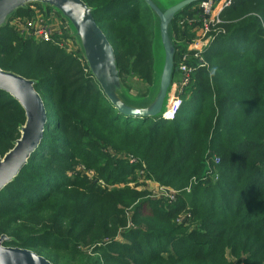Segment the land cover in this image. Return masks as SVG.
<instances>
[{"label": "trees", "instance_id": "obj_1", "mask_svg": "<svg viewBox=\"0 0 264 264\" xmlns=\"http://www.w3.org/2000/svg\"><path fill=\"white\" fill-rule=\"evenodd\" d=\"M82 1L115 51L123 85L138 77L150 88L154 22L146 3ZM34 5L0 29V68L36 81L48 115L37 150L0 193V237L12 239L4 245L53 264H264V0H234L222 13L226 34L210 45L206 67L188 60L196 69L173 121L119 113L84 73L79 51L67 53L65 41L75 42L68 28L39 42L35 25L11 24L31 19ZM198 5L173 21L177 63L201 21ZM25 121L0 91L1 157ZM147 182L175 190L174 201L151 197Z\"/></svg>", "mask_w": 264, "mask_h": 264}, {"label": "water", "instance_id": "obj_2", "mask_svg": "<svg viewBox=\"0 0 264 264\" xmlns=\"http://www.w3.org/2000/svg\"><path fill=\"white\" fill-rule=\"evenodd\" d=\"M154 22L153 79L146 97L135 99L124 87L115 51L93 17V9L82 0H0V29L20 9L31 4L53 9L66 23L91 77L107 100L121 114L133 118H162L172 98V86L178 72L177 51L182 47L174 36L173 21L186 8L203 0H177L168 5L161 0H143ZM161 55L159 62L157 57ZM37 82L0 68V91L8 93L25 113L21 137L5 156H0V193L19 176L40 145L48 124L45 104L36 91ZM12 239L0 237V264H53L35 252L4 244Z\"/></svg>", "mask_w": 264, "mask_h": 264}, {"label": "built area", "instance_id": "obj_3", "mask_svg": "<svg viewBox=\"0 0 264 264\" xmlns=\"http://www.w3.org/2000/svg\"><path fill=\"white\" fill-rule=\"evenodd\" d=\"M234 3V0H203L199 3L198 9L201 11V21L195 31V37L193 42L188 46L187 51L182 55L181 62L178 63V71L180 77L177 79L178 91L172 94L171 102L169 104L168 110L166 111L163 119L166 121H173L180 111L182 106L181 94L183 89L189 84L191 74L195 71L196 67L188 66L187 62L191 57L199 63V66L206 67L203 57L207 53L212 42L225 35L226 30L222 26V13L230 8ZM184 21L180 22L182 25ZM194 23L193 19L188 20V24ZM65 25V26H64ZM32 26V25H30ZM53 26H57L60 31L63 27L68 28L66 23L63 24L58 21ZM33 27V35L44 42H49L52 36L57 32L51 27ZM29 31V29H28ZM216 164L219 160H215Z\"/></svg>", "mask_w": 264, "mask_h": 264}, {"label": "rangeland", "instance_id": "obj_4", "mask_svg": "<svg viewBox=\"0 0 264 264\" xmlns=\"http://www.w3.org/2000/svg\"><path fill=\"white\" fill-rule=\"evenodd\" d=\"M163 4L165 5H168L169 3V0H161ZM171 2H175L177 0H170ZM42 6L40 5V7L38 6H32L30 7V9L33 11L34 15L32 16L31 19H27V18H24L22 20H16V21H13L11 24L13 26H16L18 29L20 30H26L29 28L30 25H35V28H40V27H48V24L50 23L49 26H53L55 23V21H51V17H53L52 15L49 16V14L47 13V11L45 9H41ZM45 8V7H44ZM47 19V20H46ZM50 21V22H49ZM224 21H223V24L222 26L224 27ZM52 29H54L57 33H59L60 31L58 30V27L57 26H53L51 27ZM197 30V26L194 27L193 29V33H195V31ZM29 36V35H28ZM195 37V36H194ZM194 39V38H193ZM193 39L191 41V43L193 42ZM37 41L41 42L40 39L37 38ZM44 42V41H42ZM66 43H64V46L66 47V51L68 54H71L74 56V58H76L78 56V52L80 53V50H79V47L76 45V43L72 40H67L65 41ZM177 43H179L178 41H176ZM189 43V45L191 44ZM188 45V46H189ZM187 46V48H188ZM78 47V48H77ZM81 55V53H80ZM158 57V61L160 62L161 61V55L160 54H157ZM82 56V55H81ZM85 65H83V62L79 59V61H81V65H82V68L84 69V73L87 74L89 73V70L87 68V64L84 60V58L82 57ZM177 79L173 82V86H172V94L176 91H178V87H177ZM124 87L126 88L128 94L135 98V99H139L140 96H143L145 95L147 92H149L150 88H149V85L145 84V82L143 80H141L140 78L138 77H129V78H126V81L124 83ZM78 171L80 172H83L85 171V168L83 167V165H78ZM88 173V175L90 176V178L92 179H95V178H98L94 172H86ZM101 183V182H100ZM148 183V190L151 192V197L155 198V199H162V200H171V201H174V196H176V192L175 190L171 189L170 187H166V186H163V185H160L158 183H155V182H147ZM102 184V183H101ZM103 186H105L104 184H102ZM112 187H109V189H111ZM139 191H142L141 189H139ZM187 193H189L190 191V188L186 189ZM189 214H186L182 217L181 219V222H186L188 219H189ZM128 225V224H127ZM127 227V226H126ZM191 229H195L196 226H190ZM119 235V234H118ZM11 247V246H9ZM93 258H96V256H93ZM231 259V258H230ZM234 263L236 264H239L237 260L233 261ZM242 264V263H240Z\"/></svg>", "mask_w": 264, "mask_h": 264}]
</instances>
